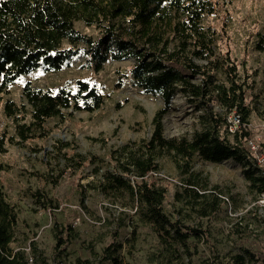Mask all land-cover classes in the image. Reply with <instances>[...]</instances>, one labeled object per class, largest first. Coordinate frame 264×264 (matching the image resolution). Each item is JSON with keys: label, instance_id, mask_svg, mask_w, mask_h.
I'll list each match as a JSON object with an SVG mask.
<instances>
[{"label": "rangeland", "instance_id": "374dc122", "mask_svg": "<svg viewBox=\"0 0 264 264\" xmlns=\"http://www.w3.org/2000/svg\"><path fill=\"white\" fill-rule=\"evenodd\" d=\"M212 3L206 2L207 12L199 22L204 33L202 40L212 48L196 54L192 35L179 54L190 56L203 70L213 74L209 86L226 80L227 56L235 62L248 89L246 101L251 114L246 126L251 131L250 138L258 141L260 151L264 152V0H219L214 2L215 8ZM187 19L182 7L165 2L146 37L135 32L126 21L111 37L102 28L79 23L92 41L80 42L78 51L62 69L40 68L10 86L6 98L21 107V113L9 116L0 105V134L9 137L7 150L0 153V161L6 167L2 181L19 213L13 245L26 251L28 264H79L78 253L83 258H94L99 264L98 251L115 241L124 243L119 250L124 264H165L166 255L171 264H236V255L244 252L243 245L264 255V194L251 189L241 162L234 159L212 162L196 156L188 169L177 163L174 150H158L160 169L149 174V179L167 188L171 210L177 205L174 197H181L184 209L192 214L189 218L192 225L209 234L192 239L189 250L176 245L162 250L163 245L145 214V204L140 199L133 200L126 189L106 192L100 183L111 172L122 174L135 185L133 174H124L122 169L128 159L145 151L143 143L152 136L154 117L165 101L161 93L145 90L125 73H130L138 57L149 60L150 53L165 57L160 50L163 43H167L168 51L180 49ZM193 33L198 35L195 30ZM114 35L122 37L123 43L116 42ZM167 60L165 57V63L169 64ZM200 75L193 81H201ZM121 76L124 84L110 87ZM79 78L105 85L106 100L102 107L94 111L73 110L65 118L51 117L44 126L34 124L29 130L23 126L31 121L30 104L23 92L26 81H31L34 87L57 90L65 86L75 90ZM212 107L230 118L232 111L223 103L215 101ZM205 115L202 103L192 101L187 91L180 88L163 115L164 133L167 137L191 139L203 129ZM25 132H28L26 139ZM73 153L91 158L83 163L75 162L74 158L69 161L67 157ZM192 173L197 175L195 182L190 183ZM205 179L209 182L206 189ZM216 185L218 188H214ZM186 187H194L202 196L194 199ZM37 190L52 196V205L38 199ZM212 193L221 199L220 210L197 217L196 213L202 211L198 209L210 207ZM192 199L196 207L193 211L186 206ZM136 210L141 212L144 222L137 218ZM69 223L76 229L72 233H77V238L71 236L56 247L60 227ZM63 236L65 240L69 238L66 231ZM32 240L36 241L38 251L34 250Z\"/></svg>", "mask_w": 264, "mask_h": 264}, {"label": "trees", "instance_id": "16d2710c", "mask_svg": "<svg viewBox=\"0 0 264 264\" xmlns=\"http://www.w3.org/2000/svg\"><path fill=\"white\" fill-rule=\"evenodd\" d=\"M209 1L213 2L211 6L215 8L214 2L219 0H0V105L9 116L15 114L20 116L21 113V107L6 98L10 86L21 76L40 68L62 69L70 57L78 51L80 42L92 41L91 36L80 29L79 23H84L88 27L102 28L106 31L107 37H111L126 21L132 29H136L135 32L146 37L163 3L168 2L171 6H180L184 9L188 19L183 25L180 49L168 51L167 43H163L160 48L166 54L169 64L165 63V57L150 53L149 60L138 57L130 73H125V76L130 77L145 90L161 93L165 101V106L154 117L152 136L143 143L145 151L140 156L128 159L122 169L124 174H133L135 185L122 174L116 175L111 172L105 175L104 181L100 182L106 192L126 189L133 200L140 199L145 204V214L149 217L160 244L163 245L162 250L175 245L184 246L189 250L192 239L209 234L204 229L192 225L189 219L192 214L184 209V201L181 197H174L177 207L171 210L168 206L167 188L149 179V174L152 175L160 169L157 159L158 150H174L177 163L181 166L185 164L188 169L193 166L196 156L212 162L234 159L245 165L244 174L250 182L251 189L264 194V167L248 145L251 136V131L246 126L249 124L251 114L246 101L248 89L245 81L240 77L237 65L227 56L225 59L227 63L224 65L227 71L226 80L209 86L213 74L203 70L202 66L194 62L190 56L179 54L185 50L188 36L192 35L195 36L196 48L193 52L196 54L201 55L204 50L208 51L212 48L208 46V42L202 40L204 33L199 28L201 16L205 11L207 12L206 2ZM208 10L212 12L211 8ZM193 30L198 35H194ZM114 38L116 42L123 43L122 37L114 35ZM200 72L204 75H200ZM199 75L201 81H193V78H198ZM76 84L75 90L65 86L52 90L34 87L31 81H26L23 92L30 104L28 112L31 121L23 126L29 130L34 124L44 126L51 117L65 118L73 114V110L94 111L102 107L106 100V92L103 89L105 85L100 86L82 78H79ZM123 84L124 78L121 76L110 87ZM180 88L187 91L192 101L199 100L207 112L204 116L206 123L203 129L196 132L191 139L185 136L167 137L164 133L163 115ZM215 101L223 103L230 112L236 111L240 114L241 126L238 129L233 132L229 130L227 115L222 116L212 107ZM27 136L28 132H25L23 138L26 139ZM8 139L6 134H0V153L7 150ZM73 158L75 162L83 163L91 157L81 153H73L72 156L67 157L69 161ZM5 168V164L0 161V264H28L29 257L26 251L13 245L19 213L4 189L2 172ZM196 175L197 173H194L193 178L190 177V183L195 182ZM208 184V179H205V189ZM185 190L189 191L193 198L202 196V193L194 187H186ZM35 195L40 200L43 198V202L49 201L47 206L54 202L52 196L49 197L39 190ZM212 195L210 207L197 208L202 210L199 211L200 214L196 213L197 217L207 216L210 212L215 213L220 210V197L215 193ZM186 206L192 211L196 208L193 199L187 201ZM140 213L137 211V218L143 221L144 217ZM59 231L56 247L67 242L71 236L74 238L78 236L77 233H72L76 231L72 223L64 224ZM63 231L69 236L66 240ZM134 238H137V235ZM32 244L34 250L38 251L36 241L32 240ZM243 246L244 252L236 255V264H264V255H259L249 245ZM122 248H124L123 241H115L103 247L98 251L101 255L99 264H103L104 261L110 264H124L125 261L123 262V258L120 257L119 251ZM166 258L168 260L165 264H171V258L168 255ZM76 261L79 264H96L94 258H83L79 253Z\"/></svg>", "mask_w": 264, "mask_h": 264}, {"label": "built area", "instance_id": "2783aa9c", "mask_svg": "<svg viewBox=\"0 0 264 264\" xmlns=\"http://www.w3.org/2000/svg\"><path fill=\"white\" fill-rule=\"evenodd\" d=\"M228 122H229V130L232 132L235 131L241 126L240 114L237 113L236 111H232L230 118H228ZM248 145L250 149L255 153L258 162L264 167V152L260 151L259 148L260 144L258 143V141L250 138L248 140Z\"/></svg>", "mask_w": 264, "mask_h": 264}]
</instances>
